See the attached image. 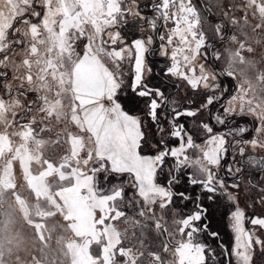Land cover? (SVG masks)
<instances>
[{
  "label": "snow or ice",
  "instance_id": "6c2138e0",
  "mask_svg": "<svg viewBox=\"0 0 264 264\" xmlns=\"http://www.w3.org/2000/svg\"><path fill=\"white\" fill-rule=\"evenodd\" d=\"M258 258L264 0H0V264Z\"/></svg>",
  "mask_w": 264,
  "mask_h": 264
},
{
  "label": "trees",
  "instance_id": "16d2710c",
  "mask_svg": "<svg viewBox=\"0 0 264 264\" xmlns=\"http://www.w3.org/2000/svg\"><path fill=\"white\" fill-rule=\"evenodd\" d=\"M158 62H163L164 63L163 60H158ZM157 65H158V63H156L154 65V71H159V66H157ZM229 82H231V81H229ZM226 87H229V86H226ZM240 123L244 124L245 120H240ZM257 211H258V209H257ZM249 214H251V209L249 210ZM226 225H227V222L224 219L223 210L222 209L214 210L213 227L217 228L218 230L222 229V234L223 233H228V235L225 236V243L231 245L232 242H233L232 241V234H231L230 230L228 229V227ZM257 261L259 262L260 259L258 258Z\"/></svg>",
  "mask_w": 264,
  "mask_h": 264
},
{
  "label": "rangeland",
  "instance_id": "374dc122",
  "mask_svg": "<svg viewBox=\"0 0 264 264\" xmlns=\"http://www.w3.org/2000/svg\"><path fill=\"white\" fill-rule=\"evenodd\" d=\"M158 63V65L157 66H159L160 64H162L163 62H157ZM158 68V67H157ZM231 83V84H230ZM225 86H229V88L230 89H232V87H233V83L232 82H229V81H226L225 82ZM242 124V123H241ZM17 174H18V179H19V182L20 183H23V176H22V173H20V170H19V168L17 167ZM26 194V193H25ZM245 201H242L241 202V207H244L245 206ZM258 209V211H259V208H257ZM250 210V209H249ZM56 219H59V217H57ZM53 243H55V239L53 240ZM256 264H264V261H257L256 260Z\"/></svg>",
  "mask_w": 264,
  "mask_h": 264
}]
</instances>
